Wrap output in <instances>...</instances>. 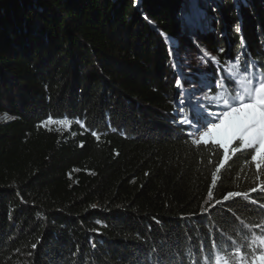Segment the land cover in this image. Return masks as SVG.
<instances>
[{
	"label": "trees",
	"instance_id": "trees-1",
	"mask_svg": "<svg viewBox=\"0 0 264 264\" xmlns=\"http://www.w3.org/2000/svg\"><path fill=\"white\" fill-rule=\"evenodd\" d=\"M180 47L221 87L237 60L259 79L264 0H0V117H12L0 119V264H250L264 252L252 243L264 167L254 149L224 161L219 145L192 143L176 116Z\"/></svg>",
	"mask_w": 264,
	"mask_h": 264
},
{
	"label": "snow or ice",
	"instance_id": "snow-or-ice-1",
	"mask_svg": "<svg viewBox=\"0 0 264 264\" xmlns=\"http://www.w3.org/2000/svg\"><path fill=\"white\" fill-rule=\"evenodd\" d=\"M229 80L232 82L231 87L236 89L235 92L229 90ZM216 87L220 88V91L212 95L209 110L206 111L204 105L197 101L191 105V114L185 116L182 114L184 111L182 107L178 114L179 123L189 128L194 127V130L199 133V138L192 140L194 145L212 143L224 149V161L228 159L229 149L236 152L251 148L254 149L251 159L255 162L257 169L264 167V74L257 79L256 74L249 71L248 65H241L237 60L228 69L224 85L222 87L216 85ZM213 102L217 107L223 105L224 110L218 117H215V113L210 110ZM181 103L183 104V101ZM0 119L10 120L12 117L5 114ZM56 123L70 124L66 120L56 121ZM92 135L99 139L96 132H92ZM234 142H238L237 148H231ZM224 161L220 162L217 172L220 167H223ZM213 182H215V174ZM240 195L246 194L229 192L224 199ZM257 242L264 245V236L252 241L253 244ZM236 254L243 255L239 249ZM215 264H229V261L226 257L217 255ZM250 264H264V252L252 255Z\"/></svg>",
	"mask_w": 264,
	"mask_h": 264
},
{
	"label": "rangeland",
	"instance_id": "rangeland-1",
	"mask_svg": "<svg viewBox=\"0 0 264 264\" xmlns=\"http://www.w3.org/2000/svg\"><path fill=\"white\" fill-rule=\"evenodd\" d=\"M190 3L188 2V5ZM190 6V5H189ZM209 55H212L211 51H208ZM207 59L201 52H193L188 49L180 51L174 56V68L178 75V79H181L180 91L183 97V104H187L191 107L192 104H195L199 101L202 105L205 106V110H209V104L212 95L216 94L214 90H210L212 87L217 88V77L212 73L208 72L205 68L207 66ZM235 62H230L229 68ZM228 68V69H229ZM204 93V94H203ZM181 108L176 109V116H179ZM215 113V117H218L224 110L223 105L219 107L215 106L213 102L211 109ZM214 117V118H215ZM180 119V116L179 118ZM218 122V121H217ZM203 129H201L202 131ZM194 135L195 139L199 138V133H191ZM238 142H234L233 145ZM232 147V146H231Z\"/></svg>",
	"mask_w": 264,
	"mask_h": 264
},
{
	"label": "bare ground",
	"instance_id": "bare-ground-1",
	"mask_svg": "<svg viewBox=\"0 0 264 264\" xmlns=\"http://www.w3.org/2000/svg\"><path fill=\"white\" fill-rule=\"evenodd\" d=\"M204 94V93H203ZM177 108H179V106H177Z\"/></svg>",
	"mask_w": 264,
	"mask_h": 264
}]
</instances>
